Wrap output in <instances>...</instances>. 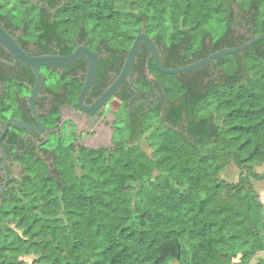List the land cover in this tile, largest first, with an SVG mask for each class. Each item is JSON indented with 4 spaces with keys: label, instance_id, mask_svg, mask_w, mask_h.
Here are the masks:
<instances>
[{
    "label": "trees",
    "instance_id": "obj_1",
    "mask_svg": "<svg viewBox=\"0 0 264 264\" xmlns=\"http://www.w3.org/2000/svg\"><path fill=\"white\" fill-rule=\"evenodd\" d=\"M38 2L55 9L52 18L28 0H0V14L33 30L52 19L67 37L82 28L105 46L102 65L121 67L142 25L166 67L264 31V0ZM132 74L142 94L154 80L163 86L164 121L179 131L161 121L162 95L146 118L132 112L130 145L77 157L58 146L52 174L24 155V176L9 179L0 197V264H26L27 255L37 264H184L180 238L189 264H250L264 251V209L252 184L264 181L255 170L264 163V39L180 74L160 72L140 44ZM15 104L10 96L0 103V122ZM229 163L239 169L236 183L221 176Z\"/></svg>",
    "mask_w": 264,
    "mask_h": 264
},
{
    "label": "flooded vegetation",
    "instance_id": "obj_2",
    "mask_svg": "<svg viewBox=\"0 0 264 264\" xmlns=\"http://www.w3.org/2000/svg\"><path fill=\"white\" fill-rule=\"evenodd\" d=\"M36 5L40 9L50 10L49 14L52 18L55 9H49L44 2H38ZM0 17V24L30 56H65L74 52L78 46H86L89 50L97 52L99 56L97 72L83 99L86 107L100 97L121 71L122 66L112 64L110 60H107V65H102L109 58L105 46L99 42L96 44L90 42L82 28H79L73 37H67L69 30L61 31L52 19L45 25L39 26L34 23L33 30L24 25H17L2 14ZM86 70L85 55L56 69L39 67L43 82L34 102L43 128L41 131H36L18 126L23 129L18 131L10 127L15 124H9L2 141L7 157L6 169L9 179H13L14 176L20 179L24 176L25 169L20 159L26 154L44 161L52 174L55 171L53 159L58 146L64 147L73 157H77L85 150L108 154L117 145L122 143L125 146L130 145L132 112L140 118H146L149 107L159 104L162 100L163 92L158 81H153L151 91L142 94L139 90L134 97L136 90L132 91L131 82L126 77L118 90L98 110L88 113L78 107V96L84 86ZM35 82L36 75L32 68L15 60L12 54L0 45V103H3L8 96L16 101L13 111L9 112L3 122H0V133L5 120L14 118L11 114L18 117L14 118L16 120L32 126L38 125L27 101ZM156 91L159 92V97ZM4 176L5 169L0 155L2 184Z\"/></svg>",
    "mask_w": 264,
    "mask_h": 264
},
{
    "label": "water",
    "instance_id": "obj_3",
    "mask_svg": "<svg viewBox=\"0 0 264 264\" xmlns=\"http://www.w3.org/2000/svg\"><path fill=\"white\" fill-rule=\"evenodd\" d=\"M29 1H34L35 4H38L37 0H29ZM262 39H264V31L257 36L252 35L249 41L241 45H238L235 47L223 48L221 50L211 53L210 55L198 61H194L185 66L166 67V66H163L161 63V56H160L159 48L157 47L155 41L147 35L145 31V26L142 25L141 32L136 36L135 40L133 41L127 53V56L124 60V63L122 65L119 75L116 77L114 82L100 95V97L92 105L86 107L83 104V99L88 93L92 85V82L94 80V77L96 75V72H97L98 61H99V56L97 52H93L89 50V48H87L86 46H78L74 52H72L69 55H65V56L45 55V56L33 57V56H30L27 52H25V50L14 39V37L0 24V45L4 47L6 50H8L12 54L15 60L31 67L33 72L36 75V82H35L33 91L31 95L27 98V101H28V107L33 113V116L38 123L37 126H32L30 124H27L23 121L16 120L14 118H8L7 120H5L4 125H3V130L0 133V155L3 160V168L5 169V176H4L3 184L0 187V197L6 190L8 181H9V175L6 169L7 168V165H6L7 157L3 150V145H2V141L8 129L9 124L13 123L17 126L24 127V128L31 129V130H36V131H41L43 128V124L41 122L40 116L37 112L35 102H34L35 97L38 94L41 88L42 82H43V76L39 71L40 66H46L47 68L56 69V68H59L61 66H64V65H67L73 62L74 60H76L78 57L82 55H85L87 58V70H86V76H85V82H84L83 89L78 96V107L80 109L87 111L88 113H93L96 110H98L105 103V101L118 90V88L120 87V85L122 84V82L124 81L126 77L129 78L133 89L136 90L134 97L138 94L139 89L137 88L133 80L132 66H133L139 45L141 43L144 44L149 50L151 57L154 59V62L160 72L167 73V74H180V73H184V72H187L193 69L200 68L210 62H215L221 56H224L227 54L241 53L245 51L246 49H248L249 47L253 46L254 44L258 43ZM159 85L161 87V90L165 98L164 105H163L161 115H160L161 121L165 127L173 129L175 131H179L178 128H173L164 121V113H165V108L167 104V97H166L163 86L161 84ZM156 93H157V96L159 97V92L156 91ZM184 136L188 139V136L186 134H184Z\"/></svg>",
    "mask_w": 264,
    "mask_h": 264
},
{
    "label": "rangeland",
    "instance_id": "obj_4",
    "mask_svg": "<svg viewBox=\"0 0 264 264\" xmlns=\"http://www.w3.org/2000/svg\"><path fill=\"white\" fill-rule=\"evenodd\" d=\"M212 23V22H211ZM212 25V24H211ZM217 31H221L222 27L219 25H215ZM140 145L142 149L147 153L151 154L152 149L151 147L147 144V142L144 139L140 140ZM255 170L257 172H263L264 171V163L255 166ZM239 169L236 165L233 163H229L224 171L222 172L221 176L225 180L236 183L239 180ZM14 180H17L18 178L16 176L13 177ZM254 188L257 191L259 200L263 204V209H264V181H253L252 182ZM180 246H181V260L184 264H189L190 263V253H189V247L184 238H180ZM36 256L35 255H27L23 257V260L26 264H37L36 262ZM261 258H264V251L258 253L251 261L250 264H255L258 262ZM234 261H238V257L234 259Z\"/></svg>",
    "mask_w": 264,
    "mask_h": 264
}]
</instances>
